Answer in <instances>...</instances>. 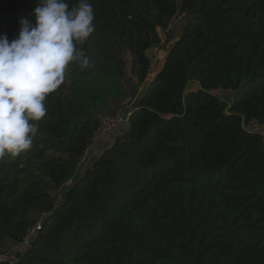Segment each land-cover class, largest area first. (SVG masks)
Returning a JSON list of instances; mask_svg holds the SVG:
<instances>
[{
    "label": "trees",
    "instance_id": "16d2710c",
    "mask_svg": "<svg viewBox=\"0 0 264 264\" xmlns=\"http://www.w3.org/2000/svg\"><path fill=\"white\" fill-rule=\"evenodd\" d=\"M36 3L0 0V34L15 38ZM89 3L95 28L76 45L89 66L70 63L47 94L31 148L0 156V251L17 248L0 264H264V136L244 129L264 124V0ZM181 14L129 123L83 168L97 114L138 95Z\"/></svg>",
    "mask_w": 264,
    "mask_h": 264
},
{
    "label": "clouds",
    "instance_id": "9594fccd",
    "mask_svg": "<svg viewBox=\"0 0 264 264\" xmlns=\"http://www.w3.org/2000/svg\"><path fill=\"white\" fill-rule=\"evenodd\" d=\"M29 17L20 18L15 38L0 34V156L31 148L47 94L63 83L70 63H90L76 46L95 28L89 0L72 8L66 0H37Z\"/></svg>",
    "mask_w": 264,
    "mask_h": 264
},
{
    "label": "rangeland",
    "instance_id": "374dc122",
    "mask_svg": "<svg viewBox=\"0 0 264 264\" xmlns=\"http://www.w3.org/2000/svg\"><path fill=\"white\" fill-rule=\"evenodd\" d=\"M185 20L183 17H181L176 24L170 28V33H167L165 36H163V46L161 48H156L152 50L149 53V56L151 57V61L153 63V67L151 69L149 78L147 79V83L139 87L138 89V95L132 94L133 96H138L139 98L144 95L145 91L148 88V85L151 83V81L154 79V77L161 71L163 64L165 62V57L169 53L170 49L173 47L175 42L178 40L180 34H181V29L184 25ZM127 61V74L129 78H133L135 81V77L131 74V58L129 56L125 57ZM197 84L193 83L188 87V91H197ZM132 93V91H131ZM134 93V91H133ZM213 94L219 96L222 99H225L229 102L233 101L234 94L230 91H216L213 92ZM120 105V104H119ZM119 106H112V105H107L105 108H103L100 112H105V113H111L117 111ZM98 115V114H97ZM122 128L119 130V132L114 133V134H107L103 133L100 131L98 136L96 137V141H94L92 148L89 150L87 153V156L85 157L83 161V168L88 167L91 165L97 157H99L103 151L108 148L110 145H112L116 138L121 135ZM82 166L80 170L82 169ZM82 171H80L81 173ZM39 222H42L41 220ZM17 251V248L13 246V244L8 243L7 246L4 248V252L8 254L10 257H14L15 252Z\"/></svg>",
    "mask_w": 264,
    "mask_h": 264
},
{
    "label": "built area",
    "instance_id": "2783aa9c",
    "mask_svg": "<svg viewBox=\"0 0 264 264\" xmlns=\"http://www.w3.org/2000/svg\"><path fill=\"white\" fill-rule=\"evenodd\" d=\"M184 16L185 14L179 15V17L172 22L170 28H172L176 24V22ZM136 99L137 96L130 95L126 100L121 102L119 108L114 114L99 112L97 118L100 123L101 132L111 135L119 132V130L124 125L128 124L134 112L136 111ZM244 129L251 134L264 136V124L261 123L258 119H252L248 123H245ZM71 184L72 182H69L67 186H70ZM41 231V222H38L33 228L28 231V235L25 240V245L28 248H31L32 239ZM7 257L8 254H6L4 251H0V263L6 261Z\"/></svg>",
    "mask_w": 264,
    "mask_h": 264
},
{
    "label": "water",
    "instance_id": "95a60500",
    "mask_svg": "<svg viewBox=\"0 0 264 264\" xmlns=\"http://www.w3.org/2000/svg\"><path fill=\"white\" fill-rule=\"evenodd\" d=\"M132 94H134V93H133V90H132ZM85 168H86V167H85ZM66 191H69V188L65 186L64 188H62V190H61V194L63 195V193L66 192Z\"/></svg>",
    "mask_w": 264,
    "mask_h": 264
},
{
    "label": "crops",
    "instance_id": "0c3cea01",
    "mask_svg": "<svg viewBox=\"0 0 264 264\" xmlns=\"http://www.w3.org/2000/svg\"><path fill=\"white\" fill-rule=\"evenodd\" d=\"M115 111V110H114ZM95 141H96V139H95ZM87 168V167H86Z\"/></svg>",
    "mask_w": 264,
    "mask_h": 264
}]
</instances>
